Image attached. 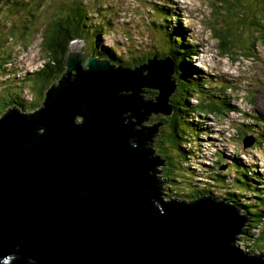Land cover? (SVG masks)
<instances>
[{"label": "water", "instance_id": "obj_1", "mask_svg": "<svg viewBox=\"0 0 264 264\" xmlns=\"http://www.w3.org/2000/svg\"><path fill=\"white\" fill-rule=\"evenodd\" d=\"M82 46L37 111L0 117V264H264L236 208L163 195L161 124L141 121L172 113L173 60L115 68Z\"/></svg>", "mask_w": 264, "mask_h": 264}, {"label": "rangeland", "instance_id": "obj_2", "mask_svg": "<svg viewBox=\"0 0 264 264\" xmlns=\"http://www.w3.org/2000/svg\"><path fill=\"white\" fill-rule=\"evenodd\" d=\"M41 1L36 0L35 5ZM43 1L46 4L47 0ZM74 1L65 0L64 3L72 4ZM94 1L96 2L79 0L87 8V12H90L88 19L92 18L85 21L86 27L89 32L93 28L92 24L102 28V31L108 29L102 34L97 49L102 46L112 48L122 62L131 61L132 57L137 56L147 57L148 61L149 58L157 57L155 51L167 54L170 42L177 47L184 44L188 49L186 85L189 88L197 83L201 86L200 91L195 86L190 92L181 91L190 106L189 115L185 117V129L188 132L184 134L189 142L180 143L176 149V146L166 141L170 128L169 122L164 118L169 114L151 112L147 119L141 121L143 126L155 122L161 124L155 140V155L160 156L162 161L157 170L162 180L163 195L170 199L178 196L188 201L207 194L216 195L218 200L230 197L235 200L233 202L249 204L251 209H248L251 211L264 212V36L257 34L256 24L259 22L264 25V17L261 16H264V0H236L235 3L234 0ZM27 8L35 7L28 5ZM44 9L41 14L47 13ZM241 9L246 11L239 15ZM252 10L253 17L250 16ZM23 12L15 26L21 27L24 24L22 18L26 21L31 16L29 11ZM41 14L37 16L39 26L45 23ZM14 19L10 16L7 22L9 27L13 25ZM245 19L247 23L243 26ZM154 21L162 23L163 28L153 24ZM236 27L239 28L235 30ZM251 30L255 31L260 41L252 49H248L246 42H249V38L242 36L250 34ZM215 31L225 36L231 44L229 50L232 47V51L237 49V53L224 51L222 41L216 37ZM168 36L171 37L170 40ZM82 41V51L86 55L91 54L92 42ZM0 43V59L3 61L0 67V98L13 93L21 104V109L17 107L18 103L8 104L0 111V117L13 107L26 113L37 111L43 105L44 98L39 100L37 92L33 90L38 81L28 79L29 74L44 66L45 58L49 60L44 52L41 33L34 32L33 37L25 41L8 37L4 44L1 40ZM196 44L198 47L195 49ZM99 52L103 56L101 49ZM118 67L123 66H115ZM58 81L48 83L49 88ZM47 90L48 88L45 91ZM143 92L145 98L154 100L159 90L144 87ZM175 93L176 89L170 95L171 99L175 97ZM226 102L230 107L220 112V103ZM28 104H33L34 108ZM206 105H211L214 112H208L210 109ZM251 135L260 137L259 141L262 143L257 148L254 146L256 142L244 147L243 139ZM244 172L249 175L248 178L244 176ZM253 194L261 197L255 198ZM224 203L233 206L229 202ZM254 217L255 220L260 219L256 223L262 222L258 225H264V214L261 217L255 212ZM248 222L246 220V227L250 226ZM260 230L261 227H255L251 229L252 232L243 234L241 245L244 249L251 252L255 248V254L264 251L256 246Z\"/></svg>", "mask_w": 264, "mask_h": 264}, {"label": "trees", "instance_id": "obj_3", "mask_svg": "<svg viewBox=\"0 0 264 264\" xmlns=\"http://www.w3.org/2000/svg\"><path fill=\"white\" fill-rule=\"evenodd\" d=\"M35 2L36 0H27V1L26 0H22V1L21 0L20 1L0 0V40L2 41L3 44L8 40V37H12L13 39H18L20 41L21 40L25 41L33 37L34 32L41 33L42 42H43V46L45 49L44 52L47 54V57H49V60L47 61V59L45 58L46 61L43 63L44 66L41 67V69L39 68L38 71H35L32 74H29V79H28L32 82L38 81L37 87L34 86L33 90L37 92L36 96H38L39 100L46 97L45 90L49 88L50 86L48 83H50L51 81H53L51 84L55 83L56 80L58 81V79L61 78L63 74H65L66 56L70 48L69 45L74 38L75 39L80 38L81 40L91 41L92 47H93L92 54H95V55L98 54L100 56L101 52H99V50L101 49L103 56L99 57L97 55L96 57L105 59L109 61L111 65H114V66L120 65L125 68L128 67V68L134 69L137 65H140L142 64L143 61L147 60V57L145 58V57L137 56V57H132L131 61L129 60L128 62L126 61L122 62L116 56V53L115 51H113L112 48H107L105 46H102V48L97 49L99 47L98 45L100 42V38L102 37V34H104V31H108V29H104V31H102V28H98L97 25L92 24L93 28H91V32H89L88 27H86L87 24L85 23V21L92 20V18L90 17L88 19V14L90 12L89 13L87 12V8L85 6H82V2L80 3L79 0H75L72 4L64 3L65 0H47L46 4H43L44 1L42 0L40 3H38V5L37 4L35 5ZM93 2H96V1L93 0ZM235 2L236 0H234V3ZM61 3H64V4H61ZM227 3L229 4L230 1H228ZM28 5H33L35 8L28 9L27 8ZM43 8H45L44 12H47V13H43V14L40 13ZM20 10H21V13L19 12ZM24 10H26V12L29 11L31 16L26 21L24 20V18H22L24 21V24H22L23 27L15 26L17 25V19L20 17L21 14L24 13L23 12ZM244 11L246 10L241 9L239 11V13L241 14L239 15H242ZM40 14L42 18L43 16L45 18V23L42 26H39L37 24L38 23L37 16H40ZM253 15H254V11L252 10L250 12V16L253 17ZM10 16L14 17L15 19L12 22L13 25L9 27L7 25V22L10 19ZM261 16L264 17L263 15ZM246 23H247V20L242 25L245 26ZM154 24H156V22ZM256 24L258 26L257 34L264 36V32H262V29H264V25L259 22H257ZM158 27L160 26L158 25ZM238 28L239 27H236L235 30H237ZM247 29H251V28H247ZM216 37H218L219 40L222 41L221 46L223 47L224 51L226 52L228 51L230 53L231 52L237 53V49L235 51H232V47L229 50V45L231 46V44H230V41H227L225 36L217 34ZM242 37L245 39L249 38V42H246L248 45L246 48L248 49H252L260 41V39L256 37L255 31L253 30H251L250 34L243 35ZM169 38L171 37L168 36V40H170ZM175 42L180 44V42L177 40ZM170 45L171 47H170V50L167 52V54L156 52V51L154 52V54L157 56V58H160L162 56L164 57L169 56L173 60V63H174V73L171 77H172L174 84L176 85L175 87L176 93L174 94L175 97L172 99L170 98L169 100L170 105H171L170 107L172 108V113L169 114L170 116H167L164 119L165 121L169 122L168 126L170 128L169 132L166 135V141H169L170 143H172V145H174V147L176 146V149H177V147L180 146V143L182 144V143L189 141V139L184 134L188 132V130L185 129V123L187 121L185 120V117L187 114L189 115L190 106L188 104V101L186 100V97L183 96L185 94L181 91L183 90V91L190 92L191 91L190 89H192L195 86V84L194 86L189 88V86L186 85L187 82L185 81L186 79L185 69H186V65H188V60L186 57V52L188 49L185 47L186 45L180 44L181 47L180 46L177 47L172 42H170ZM194 48H197V45H195ZM88 56L89 55H87V57ZM1 62L3 61H1L0 59V67L2 65ZM195 87H198L196 88V90L198 91L201 90L200 89L201 86H199L198 83L196 84ZM9 91L10 90L8 89V92ZM19 102H20L19 98L14 96L13 93H9L8 96L6 95L0 98V111L4 107H6L8 104H17V103L19 104ZM24 104L27 105L26 103ZM24 104H22L23 107L27 109ZM28 105H30L29 107L34 108L35 103L34 105L33 104H28ZM17 107L21 109V104H19ZM229 107H230V104L227 102L220 103V107H219L220 112L228 109ZM206 108L210 110L212 109L211 105H207ZM257 138H260V137H257ZM150 147L151 146L148 145V148ZM156 149L159 150L157 147ZM171 162L174 163L172 161V158H171ZM244 176L246 178L249 177V175L246 172H244ZM156 177L159 179L158 176ZM238 182L245 183V181L243 182L238 181ZM229 195L230 194H227V196ZM208 196H209L208 194L201 195V197H208ZM213 197L217 199L216 195ZM254 197L255 198L261 197V195H254ZM221 198L222 199H219V200L229 202L240 213H242L243 215L247 217V220L249 221L248 224L250 226L245 228L246 233L252 232L251 231L252 228L261 227L260 234L258 235V238H257L258 242L256 243V246L258 249L263 250L264 249V225H258L262 222L259 221L258 223H256V221L260 219L255 220L254 216L256 212L258 216L261 215L262 217L264 212L251 211L248 209L250 208L249 204L244 205L240 202H233L235 200L230 197L228 198L221 197ZM254 250L255 248L251 249L252 252H254Z\"/></svg>", "mask_w": 264, "mask_h": 264}, {"label": "clouds", "instance_id": "obj_4", "mask_svg": "<svg viewBox=\"0 0 264 264\" xmlns=\"http://www.w3.org/2000/svg\"><path fill=\"white\" fill-rule=\"evenodd\" d=\"M163 7H164L165 9L167 8V6H163ZM170 7H171V6L169 5L168 8H170ZM155 22H156V21H154V23H155ZM154 23H153V24H154ZM155 25H157V26L159 25V26H160V27H159L160 29L163 28V24H162V23L159 24V23L156 22ZM164 34H165V33H163V35H164ZM216 34H217V33H216ZM196 45H197V44H196ZM194 46H195V45H194ZM197 47H198V45H197ZM221 47H222V46H221ZM195 49H196V48H195ZM162 57H164V56H162ZM112 66L115 67L114 65H112ZM198 69H199V68H198ZM206 107H207V105H206ZM208 112H211V113H212V112H214V111L211 109V110H208ZM247 137H249V138H252V137H253V138H254V140H255V142H256V144H255L254 146H255L256 148L258 147V144L260 145V144L262 143L261 141L258 140V138H257L255 135H254V136H253V135H251V136H246V137L243 139V142H244V140H245ZM188 142H189V141H188ZM255 142H254V143H255ZM252 145H253V144H252ZM244 147H245V146H244ZM159 179H160V178H159ZM161 182H162V180H160V184H161ZM209 196H211V195H209ZM200 197H201V195L197 196L195 199H199ZM211 197H213V196H211ZM213 198H215V197H213ZM215 199H216V198H215ZM217 200H218V199H217ZM222 201H223V200H222ZM246 220H247V217H246ZM247 222H248V220H247ZM245 228H246V226H245ZM245 228H244V230H245ZM241 238H242V235H241ZM241 238H240V240H241ZM240 242H241V241H240ZM251 252H252V251H251ZM263 252H264V251H263ZM263 252H262V253H263ZM252 253H253V252H252ZM260 253H261V252H260ZM260 253H259V254H260Z\"/></svg>", "mask_w": 264, "mask_h": 264}, {"label": "bare ground", "instance_id": "obj_5", "mask_svg": "<svg viewBox=\"0 0 264 264\" xmlns=\"http://www.w3.org/2000/svg\"><path fill=\"white\" fill-rule=\"evenodd\" d=\"M177 6V5H176ZM178 7V6H177ZM31 59V58H30ZM19 108V107H18ZM20 109V108H19ZM258 140H260V138H258Z\"/></svg>", "mask_w": 264, "mask_h": 264}]
</instances>
